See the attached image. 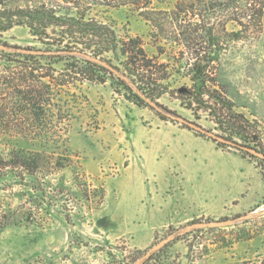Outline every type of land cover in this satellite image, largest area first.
<instances>
[{
  "label": "rangeland",
  "instance_id": "obj_1",
  "mask_svg": "<svg viewBox=\"0 0 264 264\" xmlns=\"http://www.w3.org/2000/svg\"><path fill=\"white\" fill-rule=\"evenodd\" d=\"M111 1L87 14L122 37H140L150 56L170 66L162 104L214 127L210 111H193L177 93L200 86L205 71L206 87L230 102L223 111L232 107L256 121L264 146V26L228 41L227 16L212 11L211 0ZM0 42L36 48L0 44V153L8 164L0 166V264H138L132 259L167 243L157 264L264 257L257 161L218 148L181 118L163 119L110 82L77 79L59 88L69 80L62 62L49 66L41 56L42 66H23V54L43 49L26 25L0 31ZM124 59L113 58L119 73ZM18 158L26 165L13 167Z\"/></svg>",
  "mask_w": 264,
  "mask_h": 264
},
{
  "label": "trees",
  "instance_id": "obj_2",
  "mask_svg": "<svg viewBox=\"0 0 264 264\" xmlns=\"http://www.w3.org/2000/svg\"><path fill=\"white\" fill-rule=\"evenodd\" d=\"M125 1L119 0V3ZM211 1L212 11H220L227 16L224 31L228 35V41L248 38L263 29L264 0ZM111 3V0H0V31H6L14 25H26L43 44V49L37 50V53L42 54L33 52L23 54V66H42L37 58L41 56L49 58V66L62 62L69 71L67 74L69 80L65 79L58 83L59 88L66 86V82H74L77 79L110 82L114 91L124 94L137 104L157 109L163 119H168L169 114L181 118L185 121L184 127L195 130L199 135L210 137L218 148L234 149L252 161H257L264 172V146L260 143L258 123L249 119L245 113L234 111L232 107H228L224 112V106L230 102L217 93L213 94L214 92L206 87L208 81L205 79V71L202 72L204 78L200 86L198 84L182 86L177 93L184 104L193 111L197 108L210 111L214 117V127L203 128L159 101L170 90L167 82L170 66L160 62L156 56H150L140 37H122L112 25L87 14L93 4ZM229 24L235 25V28L227 29ZM209 37L212 44H219L216 33L213 34L211 31ZM0 44L27 51L36 49L33 46L26 48L8 46L6 42ZM107 53L112 56H107ZM120 56L125 57L123 60L125 68L122 73L117 72L120 68L113 62V58ZM47 75L49 74L45 76ZM53 85H55L53 80L47 84L51 88L50 97L54 95ZM212 99L215 100V105L210 102ZM219 103L223 107H217ZM189 123H194L200 130ZM18 159L13 163V167L26 165V159ZM7 165L0 153V166ZM198 223L193 221L190 225ZM168 246L169 243L164 247ZM164 247L148 251L147 257L136 256L132 261L150 264L153 259L154 262L151 264H157L161 260ZM117 263L115 260L111 264ZM246 264H264V257Z\"/></svg>",
  "mask_w": 264,
  "mask_h": 264
}]
</instances>
